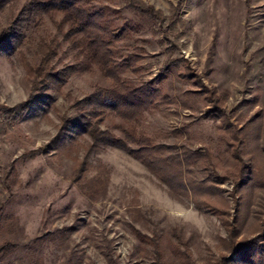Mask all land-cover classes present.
<instances>
[{"label": "rangeland", "instance_id": "obj_1", "mask_svg": "<svg viewBox=\"0 0 264 264\" xmlns=\"http://www.w3.org/2000/svg\"><path fill=\"white\" fill-rule=\"evenodd\" d=\"M33 1L0 0V33L25 26L0 48V264H242L264 240V0H88L109 75L60 14L27 24ZM148 86L77 127L86 97Z\"/></svg>", "mask_w": 264, "mask_h": 264}, {"label": "trees", "instance_id": "obj_2", "mask_svg": "<svg viewBox=\"0 0 264 264\" xmlns=\"http://www.w3.org/2000/svg\"><path fill=\"white\" fill-rule=\"evenodd\" d=\"M34 2V4H33ZM30 7L27 8V13H30L29 16L23 15L21 18H26L27 24L31 17L34 15V19H36V13L40 15H50V13H58L61 15V19L68 23V29L70 35H79L82 42L80 43L82 48L84 46L90 51L91 58H95L100 63V70L104 74H108L110 71H114L113 68H108V63L112 62V58H109L108 51L109 45L111 43V39L115 36L107 35L105 33L104 25L101 20V12L102 8L89 7L88 0H34ZM131 8H136L141 11L142 7L141 3L138 0H131ZM152 14H158L157 11L152 10ZM172 22V21H170ZM169 22V23H170ZM18 23V22H17ZM168 23V24H169ZM93 28H90V27ZM24 30L25 26L23 24L21 27L17 26H7L5 29L1 30L0 33V48L1 49H9L13 45H15L22 36L23 32H20L19 29ZM123 30V29H122ZM106 35V38L103 37ZM75 40V38H74ZM110 52V51H109ZM113 63V62H112ZM115 63V62H114ZM74 65H67L62 67L60 70H49L46 72V79L52 80L57 84L61 83L67 75L76 71ZM148 86L144 89L139 88H131L124 92H119L116 90H111L109 93L104 91H98L93 93L91 96L86 97L81 102V106L83 104V112L80 114V124L77 125L78 128L88 131L90 129V125L94 122L88 120L86 114L89 113L93 106L97 105L100 110L109 109V110H118L119 108H123L120 110L121 113H128L129 111L139 110L148 105L151 101V91ZM45 101V100H44ZM15 110V117L21 115L23 110L18 109ZM22 109H26L25 107ZM97 134V133H95ZM98 135V134H97ZM103 137V136H102ZM96 136V139H100L102 141H106L110 144H118V142H112L106 138H102ZM147 150V149H145ZM140 152V151H138ZM142 153L138 154V158ZM258 241L257 238L247 240L237 245L235 248V252L240 256L242 264H264V240ZM6 245L0 246V254L5 255L8 251Z\"/></svg>", "mask_w": 264, "mask_h": 264}]
</instances>
